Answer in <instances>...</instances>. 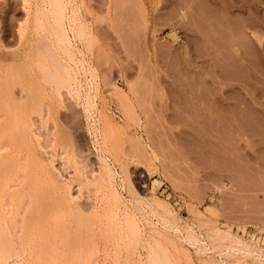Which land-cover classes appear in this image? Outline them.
I'll list each match as a JSON object with an SVG mask.
<instances>
[{
	"label": "rangeland",
	"instance_id": "obj_1",
	"mask_svg": "<svg viewBox=\"0 0 264 264\" xmlns=\"http://www.w3.org/2000/svg\"><path fill=\"white\" fill-rule=\"evenodd\" d=\"M245 80L264 0H0V264H264L214 115Z\"/></svg>",
	"mask_w": 264,
	"mask_h": 264
},
{
	"label": "crops",
	"instance_id": "obj_2",
	"mask_svg": "<svg viewBox=\"0 0 264 264\" xmlns=\"http://www.w3.org/2000/svg\"><path fill=\"white\" fill-rule=\"evenodd\" d=\"M237 84L234 86L236 90L229 93L231 96L225 91L215 92L214 115L219 120L218 128L227 129L234 136L233 145L240 161H247L249 156L244 151V139L241 138L243 135H248L251 145L255 147L256 159L253 156L248 168L237 165L227 169L232 184L239 191H246L252 196V206L264 208V105L253 102L254 95L250 90L253 86L250 81L245 80ZM231 97L234 102L222 104L223 100ZM228 119L232 122L229 123Z\"/></svg>",
	"mask_w": 264,
	"mask_h": 264
},
{
	"label": "bare ground",
	"instance_id": "obj_3",
	"mask_svg": "<svg viewBox=\"0 0 264 264\" xmlns=\"http://www.w3.org/2000/svg\"><path fill=\"white\" fill-rule=\"evenodd\" d=\"M8 132H9V131H8ZM4 134H5V133H4ZM10 134H11V135H10ZM8 135L10 136V137H8V138H9V141H7L8 138L5 136V138L0 139L1 143L3 142L2 140H4V139H6V140H4L5 142H8V144L6 143L7 145H9V143H11L10 145H12L13 143H17V142H15V141H17V140H15L14 142L12 141L13 143L10 142V139L13 138L12 133L9 132ZM8 135H7V136H8ZM13 135H14V137L16 136L15 133H13ZM18 135H19V134H18ZM16 137H18V136H16ZM18 138H19V137H18ZM18 138H16V139H18ZM14 139H15V138H14ZM19 140H20V139H19ZM19 140H18V141H19ZM21 140H22V139H21ZM21 140H20V141H21ZM5 142H4V143H5ZM19 143L21 144L22 141L19 142ZM24 143H25V142H23L22 144H24ZM17 144H18V143H17ZM20 144H18V147H17V145H14V144H13V145H14V147H17V149L19 148V149L21 150L20 147H21L22 144H21V145H20ZM13 145H12L11 147H13ZM24 145H25V144H24ZM19 146H20V147H19ZM11 147H10V148H11ZM10 148H9V149H10ZM11 149H16V148H11ZM11 151H12V150H11ZM16 151H17V154H18V152H20L19 150H15V152H16ZM18 156H19V154H18ZM20 159H21V157H20ZM36 159H37V158H36ZM38 159H39V158H38ZM38 159L36 160V162H37V161L39 162ZM11 161H12V160H11ZM17 161H18V159H17ZM19 161H20V160H19ZM19 161H18V162H19ZM28 161H29V160H28ZM28 161H27V162H28ZM27 162H26L27 165H30V164H31V161H30L29 164H28ZM11 163H12V162H11ZM11 163H10V164H11ZM22 163H23V162H22ZM22 163H17V164H21V165H22ZM24 163H25V162H24ZM2 164H3V163H2ZM15 164H16V162L14 161L13 166H15V167L17 168L16 170H19V169H18V168H19L18 165L16 166ZM32 164H33V163H32ZM35 164H36V163H35ZM23 165H24V164H23ZM37 165H39V163H38ZM30 166H31L30 168H32V165H30ZM10 167H12V166L10 165ZM15 167H13V168L10 169V170L13 171V169H14ZM27 167H29V166H27ZM33 167H35L34 164H33ZM21 168L24 169L23 171H25V172H23L24 174L22 173V174H20V175H25V173L27 172V170H25V168H23V167H21ZM35 168H36V167H35ZM53 169H54V168H53ZM10 170H9V172H10ZM14 171H15V169H14ZM17 172H18V171H15V172L13 173V176H15V174H16ZM20 172H21V171H20ZM28 172H29V171H28ZM10 174H12V173L10 172ZM27 174H28V173H27ZM27 174H26V175H27ZM46 174H47V173H46ZM48 174H49V173H48ZM48 174H47V175H48ZM16 176H17V175H16ZM27 176H29V174H28ZM27 176H26V178H27ZM39 177H40V176H39ZM48 179H49V178H48ZM111 186H112V185H111ZM44 193H45V191H44ZM112 193H113V196H112L113 199H112V200H115V201H116L117 198L119 199V196H118V194H117L116 191H114V192L112 191ZM112 193H111V194H112ZM114 196H115V197L118 196V197L115 199ZM42 199H43V198H42ZM118 199H117V200H118ZM53 201H54V200H53ZM53 201H52V202H53ZM115 201H113V202H115ZM46 204H47V203H46ZM41 211H42V210H41ZM40 213H41V212H40ZM42 213H43V212H42ZM151 260H152V259H151ZM155 263H156V262H155Z\"/></svg>",
	"mask_w": 264,
	"mask_h": 264
}]
</instances>
